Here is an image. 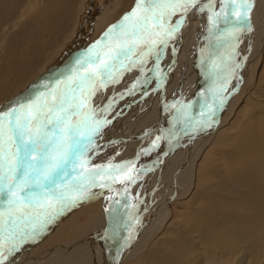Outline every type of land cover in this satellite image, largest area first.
Here are the masks:
<instances>
[{"label":"rangeland","instance_id":"1","mask_svg":"<svg viewBox=\"0 0 264 264\" xmlns=\"http://www.w3.org/2000/svg\"><path fill=\"white\" fill-rule=\"evenodd\" d=\"M53 1L0 0V104L8 103V101L13 98H19L21 100L23 99L22 101H27L33 98L38 92L50 91L52 87H55L57 79H63L66 76L70 75L73 68L75 67L73 65H76L75 63L77 59L84 56V54L93 44H95L97 41H100L99 37L103 33L108 32L113 25H118L123 17L132 11L136 4V0ZM49 3L51 4V6ZM53 10L55 12H53ZM261 16L262 15L259 14V19H257L256 21H260ZM45 18H47L49 22L46 21ZM241 28H243L244 30L243 24L241 25ZM185 37L186 36L182 34L181 40ZM187 41L188 39L186 38L183 40V42ZM261 43V45L260 43H256L254 45V47L256 48H253V50H251L252 52L250 60L248 61L246 68L238 74L235 80L230 79L232 80V85L230 84V88L227 91L228 93L225 92V94H220L219 92V95L214 94L215 97H213L214 95L210 97L211 101H203L202 105L200 106L201 109L198 115V117H200L199 119L197 117L196 121L193 123V133L189 135L192 136L198 134V138L196 139V141H193V143L196 144H192L190 146L189 144L191 138L188 136L184 137L182 139L183 141L180 140L181 138H179V140H175L177 141L175 142V145H179H177L178 147L175 149V153L177 152L175 155L178 158L174 156L173 163L172 161H169L170 163L166 161L167 164H164V166H167H163L164 168L162 167L160 169L161 172L163 171V173H160V170H158L156 174H153L152 179L149 180L150 189L147 188L148 194H146L147 199L144 200V204H146V207L144 209H146V211L151 209L150 221L147 219V222H149L146 223L145 226H142L143 228L141 227L139 229L140 232H138V235L135 239V244L132 248L135 252L134 255L132 251L131 257L126 258L127 260L125 259L121 264H131L132 260L137 258V264H264V239L255 237L256 239L250 241V243H243V241L241 240L233 239V236H226L218 239H215L214 237L212 240H205L203 237V226L206 225V223L200 220L203 201L210 199V192L205 191L207 190V188L205 190L202 189L204 183L206 182L208 174L213 176V179H215V174H217V172H221L222 174L228 173V170L232 171L234 166L236 165V162H234L233 157L229 153V150L232 148L231 146L234 145V140L230 142L232 138H235L236 134L238 132L241 133V131L243 130L251 131L253 133V138H260L264 135V111H262V109L260 108L264 103V39ZM176 49L178 56V53L181 49H179L178 45ZM199 50L201 49H197V52H189L188 56L185 55L184 57L188 61L190 59L189 63L193 60L195 62H198L197 58L199 52L202 54L203 52H205ZM162 53L163 50L161 51V55L159 56L158 60L156 56L151 57L150 60L148 59V62L152 59V61H154L149 65L146 61L147 58H145L143 63L139 62V67L136 68V74H138L136 77H138L140 73L145 70L148 71L147 74H149L150 76H148V78L144 80L145 82L143 81L138 85V93L136 90V92L133 91L132 93V87L130 85L123 88L127 90V95L131 94V97H128L130 102L134 101L130 106L126 107L129 102L126 103V106L120 104L121 102H124L123 100H127L125 99V97L122 98L123 100H119L117 97H113V102L115 103H112V106L108 110V113H104L105 115L101 112L98 113L99 115H101V119L105 117L106 120L111 121V125L106 124L107 126L105 125L106 127H103L104 134L102 133L100 135V137L98 138L99 140L102 141L105 137V134L107 135V132H110L112 127H119V125L121 126L122 123L123 125L128 127L130 126V128H132L152 120V118H154L157 115L158 111L161 109L160 107L163 108V106L166 105V101L164 99L168 95L167 92H171L170 88L174 89L173 92H180L181 90H183L184 85L182 81H179L181 72L180 70L182 67L178 65L177 61H175L174 63L175 59L173 61H170L169 58H164ZM156 60L157 62H159L157 63ZM169 62L171 63L169 64ZM199 62L198 65L205 63L204 60H201ZM165 63L170 66L166 71H164V65H166ZM62 64H65L66 66L64 70L60 71V67ZM229 64H227V66L225 67L223 75H225V73L229 71ZM157 65L159 70H157ZM206 66L207 65L204 64L201 70H205ZM172 67L173 71H170V73L165 75L166 72ZM162 70L164 72H162ZM201 70L200 72H198L199 74L201 73ZM129 71L133 70L130 69ZM129 71L127 72L130 74L131 72ZM199 74H197V77ZM53 75L55 76L52 77ZM38 76L43 81L40 82L38 86H36L35 84L37 78H39ZM230 80H228V82ZM209 82L211 81L209 80ZM209 82V85L207 86V92L209 91L208 93L210 94L213 91V86ZM113 84L115 83H110L109 85L111 89L109 87L103 88L97 91V93L95 94L96 97L93 96L96 99V101H93L95 107L99 108L100 104L103 102V100H105L103 98L104 93H106L105 91H112L114 90V88L117 89V85L113 86ZM125 84H127V82H125ZM179 84L182 88L179 87ZM227 84L225 83V85ZM45 85H49V88H45ZM31 86H36L35 92L32 88H30ZM119 91L120 88L116 90L117 93H119ZM184 91L185 90H183V92ZM228 95L229 99L227 102L226 97ZM221 100H223V102L225 101V105L223 104V102L220 103ZM152 104L153 106H151ZM146 108L148 109L146 110ZM223 108H226L227 113V110L230 109L231 118L230 120H228V122H232L228 127L230 134H228L226 138H221L220 140H218L216 142V145H214V142H211L210 145H206V147L201 150L200 155L195 159V170L198 168V164H200V166L202 165V168L201 171L198 170L200 173L198 172L197 175H200L201 178L197 182L192 193L185 196V198L182 197L184 196L183 192L178 196V198L175 195V197L172 196L170 190L174 187V189H177H175V191L177 192L179 190L178 183L180 180L183 181V184L185 182V185L187 183L186 178L184 179V177L182 176V170L186 169L187 172L188 168H186V166L184 167L185 169L181 168L185 163L184 160H186L187 158V152H197L198 149L196 147L200 145V142H203L204 139H210L216 134V132L219 130V127L221 126L222 121L224 120V117H222V115H225L226 113L222 111ZM217 118L220 120L218 125H216L215 127L214 125H212V129H209L211 123H214V120H216ZM115 119L118 120L115 121ZM121 119L123 120V122L120 123V121H122ZM124 121L126 124L124 123ZM225 125L222 124L223 128L225 127ZM204 126L205 128L207 127V130L204 129V131L206 130L205 132L200 131V129H202V127ZM118 127L117 129L119 130L120 128ZM214 128L215 130H217L214 131ZM118 130L116 132H118ZM113 132L111 131L110 133ZM137 137L134 140V143L139 142L137 140ZM189 146L190 149L188 150L187 148ZM178 148H181L182 150H180L182 152ZM92 150H90L87 155H89ZM134 150H136V148ZM178 153H180L181 155ZM174 159L178 163L175 162ZM241 159L243 161L244 157L242 156ZM172 165L174 166V169H177H172ZM167 167L172 169V172L170 171V169H168V171ZM179 169L181 170V172ZM153 177L155 178L153 179ZM157 178H160L163 183H161L162 181L160 180L158 181ZM173 178H175L174 181ZM157 183L160 185H157ZM194 183H196V180L194 181ZM221 186L223 185L214 184L212 189H214L215 194H213L212 197L216 200L218 197L224 199L223 196H225L231 206L234 198H231L229 195L222 192L220 190ZM157 200L158 204L156 203ZM168 200L170 201V203H166V201ZM100 203L94 201L89 203V201L86 199L79 201V203L74 207V210H72L70 214L65 215L62 218V223H60L59 226L56 227L55 233L53 235L50 236L48 232V234H44L46 235V237L49 235L47 238H40L39 244H41V246L39 249H35L36 251L34 253V256L44 257L45 255H48L56 250L55 256L51 255V259H46L49 261V263H46L44 261L42 262V264H53V261L54 264H70L74 261L75 258L83 256L84 253L88 251L89 247L92 248V244H94V241L95 243L99 242L100 239L104 237L102 236V227L91 228V232L86 234V236L84 235L73 241L75 229L71 222L68 221L69 219H75L76 217L77 219H79V224H84L85 222L88 223L90 221L89 218L94 214H97L98 210L103 206L102 201H100ZM221 203H223V200L221 201ZM152 206H154L155 208H152ZM111 207V209L114 211H112L111 214H115V205H112ZM153 209H155L156 211H153ZM224 211L233 212L234 208L232 207L231 210L225 208ZM214 212L215 218H217L219 211L214 210ZM144 214L145 213H143V215ZM163 214H165L166 216H164ZM132 215L134 216L135 213ZM205 215L210 219L214 218L208 213H205ZM143 218L144 217H142V219ZM67 222V231H63L62 227ZM160 225L162 228L160 227ZM228 227L229 225L227 224V228ZM46 228H48V231L50 230L48 226ZM242 228L245 227L241 226V229ZM250 230L242 231L245 232ZM96 231L98 232L96 233ZM43 232L44 229L40 231L38 235L43 234ZM37 236L35 240H37ZM109 236L110 235L107 234L108 238ZM183 237L187 238L190 241L189 246L186 249H184L185 246L182 243ZM91 238L93 239L91 240ZM108 238L104 240L107 244L110 243V241H107ZM71 240L73 244L67 243ZM107 244H105V246H107ZM151 247L153 249H151ZM83 249H85V251ZM25 250L26 252H28L29 249H24L22 250L23 252L20 251L22 252L21 254H19L20 257H17L19 255L17 253H14V255L10 257V262L7 260L5 261V263L16 264V260L22 259L25 256ZM64 251L68 253H65ZM92 251V249H89L88 252L90 255L93 254ZM132 255L134 257H132ZM195 255L197 256L195 257ZM141 256L144 259H142ZM90 257L92 259V256ZM94 257L96 258L95 260L92 259V261H89L86 264H104V261L101 257L100 258L102 259V261L101 259L97 258V255H95ZM196 258H198L199 261H196Z\"/></svg>","mask_w":264,"mask_h":264},{"label":"bare ground","instance_id":"2","mask_svg":"<svg viewBox=\"0 0 264 264\" xmlns=\"http://www.w3.org/2000/svg\"><path fill=\"white\" fill-rule=\"evenodd\" d=\"M208 3H209V0H198V3L195 7H192L186 14H183L184 18H183L182 26L175 33V35L167 42V46H163V45L160 46L161 50H163L162 55L164 56V58L167 57L170 59V61H173L175 59L174 63L175 61H177L178 65L182 67L180 70L181 72L179 71L180 72L179 81H182L184 85L183 90L185 91L183 92V90H181L180 92H177L175 90L176 92H173L174 89L170 88L171 92L170 93L167 92L168 95L166 94L167 96L165 95L166 97L164 99L166 101L165 102L166 105H164L163 108L160 107L161 109L159 108L160 110L158 111L157 115L154 118H152V120L147 121L145 123H142L139 126H135L132 128H130V126L128 127V126L123 125V123L121 124V126L120 125L119 127L117 126L118 128H120L119 130L117 129V127H112L110 132L111 131L112 132L114 131V132L110 133L108 131L107 132L108 134L107 135L105 134V137L101 141L98 138L104 132L103 131L104 128L102 127L100 133L94 138L95 146L93 150L89 153V155H87L89 167L104 166V165H109V164H112V165L128 164V167L134 170L137 176V179L135 180L134 183H130L127 181H125L124 183H121L120 179H117L116 182L113 183L111 180L100 179L99 177L97 178V184L106 183L109 186L103 187V188L98 187V186L93 187L88 197L84 199L88 200L89 203L92 201L100 203V201H102L103 206L98 210L97 214H94L93 216L89 218L90 221L88 223L85 222L84 224H79L78 223L79 219H77L76 217L75 219L73 218L69 219L68 222H71V224L73 225L75 229V233H74L75 235H74L73 241H75V239L80 238L84 235L86 236V234L91 232V228H95V227L97 228L102 227L101 228L102 233H103L102 236L104 237L100 239L99 242L95 243V241L94 242L92 241L94 244H92V248L90 247L88 248V251L89 249H92L93 254L90 255L89 252L87 251L84 253L83 256L80 255L81 257L76 256L77 257L75 258L76 261L74 259L75 262L73 261L70 264H86L89 261H92V259L95 260L96 259L94 257L95 255H97V258L99 259L102 258L104 261V264H121L126 258L131 257V254L133 251L132 248H133V245L135 244V239L138 235V232H140L139 229L142 226H145V224L150 221V217H151V209L149 208L150 210L148 211L144 209L146 207V204H144L145 203L144 200L147 199L146 198V194H148L147 190L150 189L149 180L152 179L153 174L154 173L156 174L157 171L160 170L164 166V164H167L166 161L168 162L172 161L173 163V158L174 156H176L175 154L177 153V152L175 153V149L179 146L178 144H177L178 146L175 145V142H177L175 140L177 139L179 140V138H181L180 140H182L184 137L188 136L192 140V141L190 140L189 145L191 146L192 144H194L193 141L194 140L196 141V139L198 138V134L192 135V136H189V135L193 133V129H192L193 123L196 121L199 115V111L201 109L200 106L202 105L203 101L205 102L207 100L211 101L210 97L214 94L219 95V92L220 94L221 93L225 94V92H227L230 88L229 86L231 84V81L235 80L238 74L241 73L246 68L247 63L250 60V56L252 52L251 50H253V48L254 49L256 48L254 47V45L256 43L258 44L260 43V45L262 44L261 42L264 39V0H252V8H251V11L249 12L250 19L246 22V24L237 23L235 21V17H230V20L221 19L217 21L216 26H213V24L210 23L209 16L211 15V12L207 8H205L204 11L199 10L201 6L206 5ZM221 8H222L221 0H214L213 11L220 12ZM231 10H232L231 5H229L226 11H228L230 14ZM53 12L55 11L53 10ZM259 14L262 15L260 18V21H256L257 19H259L258 17ZM180 18H181V14L177 13L175 16L171 18L170 22L174 24L175 21ZM45 19L46 21H48L47 18ZM242 24H243L244 30L243 28H241ZM248 26H250L251 30H248ZM234 27H239L241 29V31L237 34L235 39L229 35V32ZM182 34L186 36L185 37L186 39H188L187 42H183L185 38L181 40ZM99 38H100V41L105 40V33H103ZM115 39H116L115 34H113L111 41L105 40V42L114 43ZM177 45L179 49H181L180 52L178 53V56H177V49H176ZM197 49H201L199 51H202V52L205 51L203 52V54L199 52V55L197 58L198 62L201 60L205 61V63L201 65H198V62H195L194 60L189 63L190 59L188 61L184 57L185 55L188 56L189 52L191 53L197 52ZM154 56L155 55L147 56L146 61L148 62V59L150 60L151 57H154ZM132 59H133V63H132L133 66H131L130 69L133 71L127 70L131 72L130 74L126 70L122 72L118 71L119 76L117 75L116 77L118 82L113 84V86L117 85V89L120 88L119 93L116 92L117 90L116 88H114V90L112 91H109V90L105 91L106 93H104V97H103L105 100H103L99 108L95 107V105L93 104V101L94 100L96 101V99L92 97L91 104L93 108H96V109L103 108L109 102H111V105H112V103H115L113 102L114 101L113 97L114 98L117 97L119 100H123L122 98L125 97V99L127 100H123L124 102H121L120 104L121 105L123 104V106H126V103L129 102V104L126 107L130 106L134 102L132 100H131L132 102H130L128 97H131V94L127 95L126 94L127 90L123 88L129 85L132 87L133 84H136L135 88L132 87L131 92L133 93V91L134 92L137 91L138 93V89H137L138 85L141 82H143L146 78H148V76L150 75L147 74L148 71L145 70L142 73H140L138 77H136L138 75L136 74L137 72L136 68L139 67L138 66L139 60H140L139 55L133 57ZM152 60L148 62V65L151 64V62H154ZM170 63L171 62H169V64ZM165 64L166 65H164L165 66L164 71H166L170 67L168 66L167 63ZM204 64H206L207 66L205 70H201ZM227 64L230 65L229 71L225 73V75H223V71L225 67L227 66ZM65 66H66L65 64H62L60 67V71L64 70ZM173 67L169 69L165 75L170 73V71H173L172 70ZM200 70H201V73L199 74L198 72H200ZM164 71L162 70V72ZM197 74H199L198 77H197ZM55 75H53L52 77H54ZM209 80L211 82H209ZM228 80L230 81L228 82ZM42 81L43 80L40 77L37 78L35 85L38 86L39 83ZM125 82H127V84H125ZM208 82L213 86L212 87L213 91L210 94L208 93L209 91L207 92V86L209 85ZM225 83L226 84L228 83V84L225 85ZM109 85L110 83L107 85V87H109ZM36 86H33V87L31 86L30 88H32L35 92ZM179 87H181V85ZM215 95L213 97H215ZM228 99H229V95L226 97L227 102H228ZM22 100L19 98H13L9 100L8 103L0 104V112L8 111L11 107L17 106L19 102H24ZM151 106H153V104ZM226 108H223L222 111L226 112ZM260 108L262 109V111H264V103ZM147 109L148 108H146V110ZM179 109H182V111H180ZM227 111L228 113L227 112L225 113L226 116L222 115V117H224V120L222 121L221 126L219 127V130L216 132L214 136H212V138L204 139L203 142H200V145L196 147L198 149L197 152H194V153L193 151L187 152L190 149V146L187 148L188 149L186 151L188 153L187 158L185 157L186 158V160H184L185 163L183 164L182 162L183 166L181 167L182 169H185L184 168L185 166L186 168H188L187 172H186V169L182 170V176L184 177V179L186 178L187 183L185 185V182L183 184V181L180 180L178 183L179 190L176 192L175 191L176 188L174 189V187L170 190V192L172 193V196L175 195L178 198V196L183 192L184 196L182 197L185 198V196L192 193V191L195 189L197 182L201 178L200 175H199L200 177L197 175L199 172L198 170L201 171V168H202V165L200 166V164H198L199 166L195 170V164H196L195 159L200 155L201 150L204 149L206 145H210L211 142H214V145H216V142L218 140H220L221 138H226L227 135L230 134L228 127L231 125L232 122L230 123L228 122V120H230L231 118V113H230V109ZM98 113H97V119H101L100 118L101 115H99ZM103 119H105V117ZM217 119L214 120V123L213 122L211 123V125L209 126L210 128L208 127L209 129H212L211 128L212 125H214V127L218 125L220 120L219 119L217 120ZM117 120L115 119V121ZM121 122H123V120L120 121V123ZM109 124L110 123H108V125ZM222 124L224 125L226 124L224 128ZM205 126L202 127L200 131H204V129L207 130V127L205 128ZM217 129H218V126H217ZM117 130L118 132H116ZM216 130L214 128V131ZM136 137H137V140L139 141L138 143H134V140L136 139ZM233 140H234V145L231 146L232 148L229 150V153L233 157L234 162H236V165L234 166L232 171L228 170L229 171L228 173L222 174L221 172H217V174H215V179H213V176L208 174V177L206 178V182L204 183L202 189L205 190L207 188V190L205 191L210 192V199L203 201L200 220L206 223V225L203 226V230H204L203 237L205 240H212L214 237L215 239H218V238H222L226 236L227 237L233 236V239L241 240L243 241V243H250V241H253L254 239H256L255 237L264 239V135L261 136L260 138H253V133L251 131L243 130L241 131V133L238 132L235 138H232L230 142H232ZM135 148L136 150H134ZM242 156L244 157L243 161L241 159ZM174 166L172 167V169H174ZM71 167H72L71 165L68 166V171L70 174L67 175L66 177H63V176L61 177L64 183L68 186H71L72 183L78 178V173L80 171L79 166H77V171L71 172ZM168 169L170 168L167 167V170ZM172 169H170V171ZM127 171L128 169H125V172ZM159 172L163 173V171L161 172V170ZM118 175L121 178H123L124 172L118 173ZM154 178L155 177H153V179ZM174 179L175 178H173V181ZM159 180L160 178L158 179V181ZM195 180H196V183H194ZM161 183H163V181ZM214 184L223 185L220 187V190L226 193L227 195H229L231 198H234V201L231 205L234 208L233 212L224 211L225 208H227L228 210H231L232 208L229 204V201L227 200L225 196H223L224 199L218 197L216 200L212 197V195L215 194L214 189H212ZM157 185H160V184L157 183ZM81 200L83 199H80L72 206L65 208L52 222L47 224L50 230L48 231V228H46L47 227L46 226L44 228L43 234H40L37 236V240H35L36 239L35 237L34 239H29L28 241L23 243L21 247L14 253H17L19 255L23 252L22 250L24 249H29V250L28 252H26L25 250L26 252L24 253L25 256L22 259L16 260V264H42V262L44 261L46 263H49V261L46 259L50 258L51 255L55 256L56 250H54L52 253L48 255H45L44 257L34 256V253L36 251L35 249H39L41 246V244H39L40 238L46 237V235L44 234H48V232L50 236L53 235L55 233L56 227L59 226L60 223H62V218L65 215L70 214L72 210H74V207ZM222 200H223V203H221ZM167 202L170 203L169 200L166 201V203ZM156 203L158 204V200ZM112 205H115V210H116L115 214H111V212L113 211L111 209ZM153 207L154 206H152V208ZM101 209L103 212L101 211ZM154 210L155 209H153V211ZM214 210L219 211L217 218H215ZM134 213L135 215L133 216L132 214ZM143 213H145L144 214L145 216L143 215ZM205 213L210 214L214 218L210 219L209 217L205 215ZM163 215L166 216L165 214ZM142 217L144 218L142 219ZM147 219L149 220L148 222H147ZM74 220H75V223H74ZM68 222L62 227L63 231L65 230L67 231L66 226H68ZM227 224L229 225L228 228H227ZM241 226H244L245 228L241 229ZM242 230H250V231L243 232ZM97 232L98 231H96V233ZM107 234L110 235L109 238L107 237ZM106 238H108L107 241H110L109 244H107L104 241L106 240ZM92 239L93 238H91V240ZM189 242L190 241L187 238L185 237L182 238V243L185 246V248L183 247L184 249H186L189 246ZM67 243L73 244L72 240ZM105 244H107V246H105ZM83 248H84V245H83ZM151 249L153 248L151 247ZM83 250L85 251V249ZM14 253L12 255H14ZM65 253H68V252H65ZM134 253L135 252L133 251V255ZM133 255L132 257H134ZM90 256H92V259ZM196 256L197 255H195V257ZM10 257L8 261L10 260ZM17 257H20V255ZM137 259L132 260L131 264H137L138 262L136 261ZM195 260L199 261L198 258H196ZM53 264H54V261H53Z\"/></svg>","mask_w":264,"mask_h":264},{"label":"snow or ice","instance_id":"3","mask_svg":"<svg viewBox=\"0 0 264 264\" xmlns=\"http://www.w3.org/2000/svg\"><path fill=\"white\" fill-rule=\"evenodd\" d=\"M221 2L220 12L213 11L214 0L199 8L211 12L213 26L230 17L245 24L250 19L252 0ZM197 3L136 0L132 11L105 33L108 41L115 34L114 43L97 41L76 61L72 73L57 79L50 91L38 92L30 100L0 112V264L65 208L87 198L93 187L109 186L97 184L98 177L113 183L117 179L135 182L137 176L128 164L88 166L87 153L95 146L94 138L111 122L97 119V113L106 114L112 106L109 102L103 108H93L92 97L109 83L118 82V71L130 70L133 57L139 55L140 63L149 55L159 59L160 46H167L182 26L183 14ZM229 5L230 14L226 11ZM177 13L181 18L173 24L171 18ZM240 31L234 27L229 35L235 39ZM69 165L71 172H76L77 166L80 169L71 186L61 179L70 174ZM121 172L123 178L118 175Z\"/></svg>","mask_w":264,"mask_h":264},{"label":"water","instance_id":"4","mask_svg":"<svg viewBox=\"0 0 264 264\" xmlns=\"http://www.w3.org/2000/svg\"><path fill=\"white\" fill-rule=\"evenodd\" d=\"M73 66H75V65H73Z\"/></svg>","mask_w":264,"mask_h":264}]
</instances>
